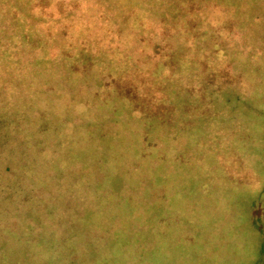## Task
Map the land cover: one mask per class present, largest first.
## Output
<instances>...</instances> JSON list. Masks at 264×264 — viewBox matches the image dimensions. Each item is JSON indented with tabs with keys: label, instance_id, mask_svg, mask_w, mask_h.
<instances>
[{
	"label": "rangeland",
	"instance_id": "rangeland-1",
	"mask_svg": "<svg viewBox=\"0 0 264 264\" xmlns=\"http://www.w3.org/2000/svg\"><path fill=\"white\" fill-rule=\"evenodd\" d=\"M112 38L121 52L106 61ZM190 52L210 56L208 68L187 66L199 105L218 101L180 122L181 156L148 166L133 211L148 228L114 229L129 208L121 185L135 186L142 166L109 160V120L125 112L105 111L118 78L103 72L159 57L183 63L184 77ZM166 62L164 85L185 93ZM163 129L152 128V160L171 149ZM95 156L105 159L92 185L106 190L104 216L75 208L54 231L58 212L69 214L61 200L47 214L54 171L68 161L80 179L99 169ZM0 264H264V0H0Z\"/></svg>",
	"mask_w": 264,
	"mask_h": 264
},
{
	"label": "trees",
	"instance_id": "trees-1",
	"mask_svg": "<svg viewBox=\"0 0 264 264\" xmlns=\"http://www.w3.org/2000/svg\"><path fill=\"white\" fill-rule=\"evenodd\" d=\"M185 41L188 42L189 38ZM103 48L107 54L106 61L111 60V56L109 55L110 52L116 56L121 52V46L114 38H112L110 42L106 41ZM93 50L96 51L98 49L91 48L89 50V53H91L92 56ZM192 55L193 53L190 52L182 56L185 57V60L187 61L185 64L186 71L184 77V70H181V67H184L183 63L181 66L179 65L181 63L179 60L172 63L168 62L167 59L159 57L154 58L151 61L149 69L146 67L143 69L142 65H140L133 69L131 67L120 70L116 68L114 72H109L108 70L103 72L109 79L113 76H117L118 78V81L114 83V87H111L112 84H109V80L106 82V84L109 85L105 86V90H109L117 96L118 101H114L112 104L107 102L105 111L111 113L122 106V109H124L125 112L123 115L121 112L120 115H115L116 117L109 120L111 122L110 134L112 144L108 148L113 149V153H110L111 155L109 154V160L112 159L111 161H115L118 165H120L121 162L124 165H129V158L136 157L138 158L139 165L142 166V171L138 170L137 172V180L134 183L135 186L126 180L124 181L125 185H121V190L129 195L130 199H126V206H129V208L120 209L121 212L124 211V214L120 215L121 219L117 218V224H115L117 226L114 225V229L131 231L136 227H139V229L148 228L147 218L142 219V217H138L137 219L133 215L134 205L137 202V198L139 196L146 198L147 192L149 191L151 177L150 173H148V166L152 165L153 161L161 160L165 157L166 159L169 157L172 162L175 158V154L181 156V146L177 141L184 131L180 122H190L196 120L198 117L206 116H202V112H206L207 108L203 109L202 107L205 105L210 106L211 103L218 101V99L215 98L206 104L199 105L200 99L197 98L195 92L196 77L187 70V66L193 64L194 61H201V63L208 68L209 64L204 63L202 60H209L210 56H205L202 53H199L197 57ZM93 59L96 61L94 56ZM165 61H167V66L173 67L172 73L170 74H172L174 81H184V87L187 88L185 93L180 94L173 89L169 91L164 85V80L162 78L168 74L167 67L163 66V62L165 63ZM213 62L214 59L209 61V63ZM219 63L222 62L219 61ZM159 65L160 67H158ZM156 69L159 70V73L155 71ZM150 71H155L159 78L155 79L151 77V75L146 74ZM237 72H239L238 75L240 76V71ZM198 80L199 75L197 76V83ZM185 82H187V84ZM79 105L86 106L84 102H80ZM96 109L97 106L95 107V110ZM188 109H191L189 110L191 114L188 115V117L192 115V110L194 111V115L190 118L184 116V111ZM128 117L130 119L127 122L122 123ZM161 122L164 127V140L170 144L171 149H167V151L166 148L163 151L159 149L156 157L152 160L150 158V151L151 147L155 145H153L155 139L151 131L154 125L160 124ZM186 133H188L187 130ZM94 158H96L94 164L96 167L99 166V169L97 167L96 170H89L86 171V173L81 172L80 175H78L80 179H77L72 171L70 172L69 168L65 167V164L66 162L68 163V161L62 160L63 162L61 161V164L58 166V171H54V196H57L58 199L56 201L54 200V205L51 204L50 209L47 210V214L51 212L53 207L54 213L57 212L56 204H58V200H61L62 205L65 202L69 205L66 206V208L69 209V214H63L61 211L58 212L57 220H54V231L59 230L61 227H65L66 229L69 228V224L66 225L68 222L67 220L70 214H75L77 212L75 208L78 209L82 215L86 216L88 220L100 216V212L101 215L103 214L104 216L103 205L107 198L106 190L101 192V188H99L97 191L92 188V185L95 184L94 182L98 181L100 171L106 168L103 164L105 159L103 157L100 159L99 156H95ZM82 177L84 179L81 180ZM117 207L120 208L118 205ZM114 213L115 215L117 214V212ZM62 219L65 221L63 225L60 223V220ZM102 223L103 221H101V223L93 222L92 224L90 222V224H88L89 226H87L90 229L100 228Z\"/></svg>",
	"mask_w": 264,
	"mask_h": 264
}]
</instances>
